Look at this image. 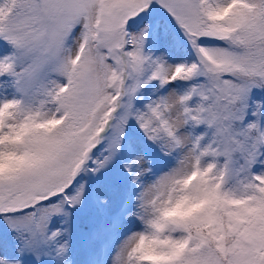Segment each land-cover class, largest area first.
I'll return each instance as SVG.
<instances>
[{"label":"snow or ice","instance_id":"obj_1","mask_svg":"<svg viewBox=\"0 0 264 264\" xmlns=\"http://www.w3.org/2000/svg\"><path fill=\"white\" fill-rule=\"evenodd\" d=\"M0 264H264V0H0Z\"/></svg>","mask_w":264,"mask_h":264}]
</instances>
